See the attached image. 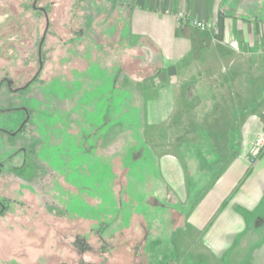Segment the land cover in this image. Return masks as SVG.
Segmentation results:
<instances>
[{
	"label": "rangeland",
	"instance_id": "1",
	"mask_svg": "<svg viewBox=\"0 0 264 264\" xmlns=\"http://www.w3.org/2000/svg\"><path fill=\"white\" fill-rule=\"evenodd\" d=\"M33 1L0 0V264H264V205L219 258L178 236L193 191L169 188L157 160L179 153L195 179L239 141L214 138L209 98L145 126L128 87L160 62L148 40L126 42L133 0Z\"/></svg>",
	"mask_w": 264,
	"mask_h": 264
},
{
	"label": "crops",
	"instance_id": "2",
	"mask_svg": "<svg viewBox=\"0 0 264 264\" xmlns=\"http://www.w3.org/2000/svg\"><path fill=\"white\" fill-rule=\"evenodd\" d=\"M127 10L126 42L148 40L160 62L153 76L135 78L128 87L138 93L145 126L172 121L179 107L201 110L209 98L213 108L222 109L210 120L214 138L231 139L236 130L235 154L222 164L212 160L215 167L200 159L198 167L209 170L196 180L187 175L179 153L159 157L156 165L182 198L190 199L193 191L178 236L193 243L191 251L219 258L245 233L249 215L264 205V150L256 162L248 161L250 140L264 134V0H133ZM193 19L210 23L212 31L194 28ZM216 74L221 78L213 84Z\"/></svg>",
	"mask_w": 264,
	"mask_h": 264
},
{
	"label": "built area",
	"instance_id": "3",
	"mask_svg": "<svg viewBox=\"0 0 264 264\" xmlns=\"http://www.w3.org/2000/svg\"><path fill=\"white\" fill-rule=\"evenodd\" d=\"M179 18L183 19L186 17L183 14L178 15ZM192 25L194 28L201 30V31H210L211 24L204 22V21H199V20H192ZM264 150V134L258 135L255 140L253 141V144L250 149V163H254L255 160L259 157L260 153Z\"/></svg>",
	"mask_w": 264,
	"mask_h": 264
},
{
	"label": "trees",
	"instance_id": "4",
	"mask_svg": "<svg viewBox=\"0 0 264 264\" xmlns=\"http://www.w3.org/2000/svg\"><path fill=\"white\" fill-rule=\"evenodd\" d=\"M38 1V0H37ZM37 1H36V3H37ZM46 10V9H45ZM142 79H146V78H142ZM118 242H119V244L121 245V246H123V247H125V249L126 250H129V247L127 246V244L129 243V242H131V240H132V237H131V235H128L127 233H119L118 235ZM132 244V243H131ZM112 249H113V245L111 244V246H109L108 247V249L107 250H105V251H107V252H105V253H107L110 257H112L111 256V253H112ZM104 253V254H105ZM103 254V253H102ZM102 260H106V258H101Z\"/></svg>",
	"mask_w": 264,
	"mask_h": 264
},
{
	"label": "water",
	"instance_id": "5",
	"mask_svg": "<svg viewBox=\"0 0 264 264\" xmlns=\"http://www.w3.org/2000/svg\"><path fill=\"white\" fill-rule=\"evenodd\" d=\"M36 1H37V0H34V1H33V7H36V6H35ZM40 10L44 11V8H40ZM46 26H47V25H46ZM42 40H43V39H41L40 45L42 44ZM4 80H6L9 84H11V82H12V80L9 79V78H5Z\"/></svg>",
	"mask_w": 264,
	"mask_h": 264
},
{
	"label": "flooded vegetation",
	"instance_id": "6",
	"mask_svg": "<svg viewBox=\"0 0 264 264\" xmlns=\"http://www.w3.org/2000/svg\"><path fill=\"white\" fill-rule=\"evenodd\" d=\"M4 81L7 83L8 87H9V89H10L11 84H9L6 80H4ZM25 113H26V115H27V117H28V113H27L26 111H25ZM26 120H27V118H26ZM23 122H24V121H23ZM21 126H22V124H21ZM21 126H20V127H21ZM20 127H19V128H20ZM1 204H2V210H3L5 205H3L2 202H1ZM2 210H1V211H2Z\"/></svg>",
	"mask_w": 264,
	"mask_h": 264
}]
</instances>
